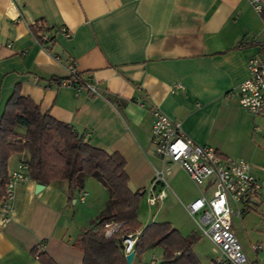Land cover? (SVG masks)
<instances>
[{
    "label": "crops",
    "instance_id": "crops-1",
    "mask_svg": "<svg viewBox=\"0 0 264 264\" xmlns=\"http://www.w3.org/2000/svg\"><path fill=\"white\" fill-rule=\"evenodd\" d=\"M36 26L46 29L39 36L47 35V42L34 35ZM254 42L264 44V22L247 0H0V121L18 88L92 147L121 155L130 189L145 194L163 164L151 139L153 113L161 110L197 144L252 164L262 192L250 203L231 202L233 229L249 262L264 264V117L238 100L248 61L261 55ZM72 67L96 85V94L62 85ZM28 158L14 154L9 174ZM180 175L191 180L172 165L161 203L175 210L159 223L200 240L205 237L188 206L202 189L191 180L195 186L183 193L175 181ZM37 185L29 180L17 186L7 222L0 203V264H41L36 247L55 264H83L74 243L107 213L108 191L86 178L88 196L81 203L79 191L69 200L67 182L42 185L38 192ZM244 206L249 211L238 215ZM255 245L262 247L259 253ZM157 251L163 258L162 249L153 248L135 254L132 264H151Z\"/></svg>",
    "mask_w": 264,
    "mask_h": 264
},
{
    "label": "trees",
    "instance_id": "trees-1",
    "mask_svg": "<svg viewBox=\"0 0 264 264\" xmlns=\"http://www.w3.org/2000/svg\"><path fill=\"white\" fill-rule=\"evenodd\" d=\"M261 17L264 22V11ZM42 27L32 28L39 41V32L46 30ZM74 82L81 86L86 84L79 73ZM25 153L29 157L24 164L30 180L44 186L67 182L70 201L74 200V191L83 193L84 181L89 177L108 191L107 213L93 229L76 240L74 247L84 254L83 264H127L121 237L142 229L138 210L144 193L130 189L124 158L92 147L71 125L43 114L31 99L22 97L17 88L0 121V203L9 181V160L14 154ZM113 221L121 225V231L106 238L103 224ZM198 241L195 235L184 237L170 223H152L140 234L135 250L141 256L153 248L162 249L159 264H202L195 252ZM33 255L41 264H55L41 247H36Z\"/></svg>",
    "mask_w": 264,
    "mask_h": 264
},
{
    "label": "built area",
    "instance_id": "built-area-1",
    "mask_svg": "<svg viewBox=\"0 0 264 264\" xmlns=\"http://www.w3.org/2000/svg\"><path fill=\"white\" fill-rule=\"evenodd\" d=\"M253 9L261 14L264 11V0H247ZM62 32L69 36L66 29ZM48 36L43 35L41 44L48 41ZM253 45L260 46L261 55L252 57L248 61L249 78L238 88L240 106L256 117H264V44L257 42ZM71 79L63 82L80 92L86 90L91 94L97 93L96 85L86 82L84 86L77 85L74 77L77 74L75 67L70 69ZM152 144L156 155L162 161V168L155 171V178L149 190L148 204L151 207L161 203L166 197L169 188L168 177L172 173V165L179 166L191 180L202 189L200 198L188 206V211L199 227L201 235L209 239L213 245L215 255L213 264H252L249 262L245 250L240 243L234 229V211L231 202L242 205L256 201L261 192L262 184L252 174V164L244 159H235L222 156L218 150L211 146H202L183 131L180 122L173 120L161 110L153 113ZM30 180L28 167L25 164L9 175L6 194L1 208L5 213L4 222L9 221L15 189L20 184ZM163 190L157 193V187ZM88 194L83 191L80 202L85 203ZM249 211L244 206L238 211L243 216ZM106 238H112L121 231L117 222L103 224ZM141 232L127 234L121 237L124 256L136 252V245ZM260 245L253 246L259 253ZM158 257H154L151 264H159Z\"/></svg>",
    "mask_w": 264,
    "mask_h": 264
},
{
    "label": "rangeland",
    "instance_id": "rangeland-1",
    "mask_svg": "<svg viewBox=\"0 0 264 264\" xmlns=\"http://www.w3.org/2000/svg\"><path fill=\"white\" fill-rule=\"evenodd\" d=\"M21 131H24V130H21ZM168 180H169V177H168ZM175 181H176L177 185L180 187V189L183 191V193H186V194L190 193L191 189L195 186L191 182V180H189L184 175L176 176ZM151 187H152V184H151V186L148 187V189H146V191H144L145 194H144V196L141 199L140 204H139L138 217H139L140 223L142 224V227L144 225L148 226L154 222H158V223L163 222L162 220H165V219H163L164 215L169 216L172 214L171 211L175 210V208H174L175 205H168V204L164 205L163 203H160V202L154 207L149 206L148 197H149V190L151 189ZM169 193H171V192L169 191ZM172 204H176V201H173ZM160 206H161V210L159 212ZM158 212H159V214H158ZM155 216L157 218L153 221V218ZM95 224H97V223L95 222L94 225ZM199 237H201L200 234H199ZM195 247H196L195 252H196L197 256L199 257L200 261L202 262V264H210V263L213 264L215 255L212 253V247H211V245L207 239L201 237L200 240L197 242ZM155 254H157L159 257L161 256L160 251L155 252ZM159 259H160V261L162 260L161 257Z\"/></svg>",
    "mask_w": 264,
    "mask_h": 264
},
{
    "label": "water",
    "instance_id": "water-1",
    "mask_svg": "<svg viewBox=\"0 0 264 264\" xmlns=\"http://www.w3.org/2000/svg\"><path fill=\"white\" fill-rule=\"evenodd\" d=\"M42 189H43V186L42 185H37L36 186V191L37 192L40 191V190H42ZM135 254H136V252L134 251V252H132L131 254H129V255H127L125 257V260H126L127 264H132L133 263Z\"/></svg>",
    "mask_w": 264,
    "mask_h": 264
}]
</instances>
